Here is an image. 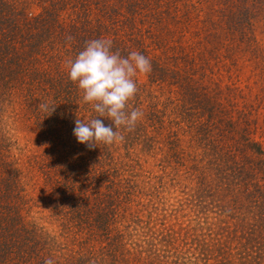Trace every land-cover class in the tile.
Returning <instances> with one entry per match:
<instances>
[{"label":"trees","instance_id":"16d2710c","mask_svg":"<svg viewBox=\"0 0 264 264\" xmlns=\"http://www.w3.org/2000/svg\"><path fill=\"white\" fill-rule=\"evenodd\" d=\"M211 1L0 0V264H264V149L231 88L203 83L223 48L208 40L248 42L249 12ZM94 39L151 72L134 77V130L90 149L73 129L98 114L67 61ZM166 170L187 182L182 221L152 201Z\"/></svg>","mask_w":264,"mask_h":264},{"label":"rangeland","instance_id":"374dc122","mask_svg":"<svg viewBox=\"0 0 264 264\" xmlns=\"http://www.w3.org/2000/svg\"><path fill=\"white\" fill-rule=\"evenodd\" d=\"M210 4H214L212 7L219 10L227 6L231 11L243 6L249 12L248 42L241 38L242 42L235 40L229 44L225 33L208 40L206 47L223 48L219 49V62L212 66L211 72L210 69L207 71L209 79L203 83L208 86L217 84L231 88L228 98L233 99L236 104L234 107L239 111L247 112V117L252 120L251 125L255 126L252 137L264 149V0H243L242 3L237 0H212ZM206 12L207 9L201 7L198 18L206 17ZM199 25L197 24V27ZM195 29L192 26L189 30ZM185 37L191 36L187 32ZM194 38L195 36L191 37L189 41H194ZM139 79L145 80L142 75H139ZM163 90L167 91V88ZM8 128L13 137L19 138L18 143L21 145L23 131L19 129V125L8 121ZM152 171L153 175L160 174L156 167L152 168ZM166 173L168 175L161 179L156 177L151 180L154 183L152 201L157 207L158 217L166 215L168 222L182 221L180 214L185 213L186 208L183 203H178V200L183 197L182 191L187 182L181 179L180 175H174L173 171L166 170Z\"/></svg>","mask_w":264,"mask_h":264},{"label":"clouds","instance_id":"9594fccd","mask_svg":"<svg viewBox=\"0 0 264 264\" xmlns=\"http://www.w3.org/2000/svg\"><path fill=\"white\" fill-rule=\"evenodd\" d=\"M112 46L110 39L89 40L74 59L67 61L69 80L82 91V101L91 104L98 114L87 121L77 119L73 129L77 142L90 149L122 142L124 136L119 129L134 130L143 116L139 109L129 110L128 105L138 91L134 77L151 72L150 59L138 51L121 56L119 50L112 51ZM38 107L50 114L54 110V105L47 103ZM98 117L111 123L105 125ZM44 264L54 261L47 258Z\"/></svg>","mask_w":264,"mask_h":264}]
</instances>
